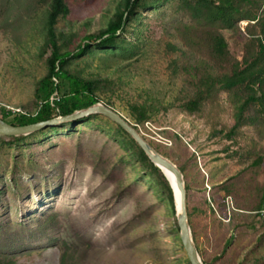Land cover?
<instances>
[{"label":"rangeland","instance_id":"1","mask_svg":"<svg viewBox=\"0 0 264 264\" xmlns=\"http://www.w3.org/2000/svg\"><path fill=\"white\" fill-rule=\"evenodd\" d=\"M118 1L66 0L70 13L56 25L72 33L63 48L72 51L83 34L98 32ZM175 4L142 11L128 28L129 40L135 31L146 35V50L155 51L151 61H130L125 70L107 68L101 55L73 60L69 68L110 79L113 85H103L99 97L109 99V107L129 122V104L158 106L153 119L137 130L183 174L188 220L202 262L264 264V218L251 216L264 191V111L249 102L243 124L228 137L235 104L250 95L246 85L215 91L198 112L179 105L184 100L179 89L188 79L184 70L174 76L168 69L175 54H167V41L189 19ZM45 10V0H0V109L35 110L34 88L49 56L42 49ZM257 15L264 27V0ZM248 23L240 20L236 28L222 30L239 62L250 31L260 35V25ZM180 46V66L196 64L199 52ZM160 101L172 105L165 108ZM31 133L0 141V254L13 264H61L66 242L80 250L92 246L69 264H188L159 173L137 158L114 122L91 114ZM258 156L260 165H253Z\"/></svg>","mask_w":264,"mask_h":264},{"label":"trees","instance_id":"2","mask_svg":"<svg viewBox=\"0 0 264 264\" xmlns=\"http://www.w3.org/2000/svg\"><path fill=\"white\" fill-rule=\"evenodd\" d=\"M45 1L42 49L43 51L49 50V56L46 58V72L37 80L34 88L35 110L33 112L13 113L6 110L4 106L1 107L0 118L13 125H26L59 115L70 114L75 110L86 108L97 102L111 106L110 100L107 98H105L106 100L101 99L98 93L103 85H113L110 79H99L96 76H86L81 72L71 71L69 68L70 63L83 57L103 55L101 59L107 68L114 66L125 70V67L130 66V61L131 63L139 60L142 62L151 61L155 51L152 49L146 50V35L141 36L138 31L132 32L134 37V41H132L127 39L126 33H128V28L139 22L142 11L161 9L164 2L172 0H119L106 24L98 32L83 34L72 51L63 48V45H67L68 39L72 38V33L68 35L58 30L56 26L60 19L67 18L70 13L66 0ZM175 1L177 9L183 13L184 17L189 19L187 23H179L175 29L176 34L171 35L170 42L167 41V47H169L167 54L169 56L172 53L175 54L174 57H170L168 69L172 71L174 76L178 75L182 69L186 72L184 74L187 75L188 79V86H182L179 89L184 95L183 103L179 105L190 113L198 112L201 110L203 102L210 98L215 91H229L234 87L246 85L250 95L245 100L238 101L235 104L234 123L226 134L231 137L235 129L243 124L244 114L249 102L256 101L260 107L259 110L264 111V27L261 18L257 15L263 0ZM240 20L249 21L247 24L249 26L260 25V35H255L258 33L250 31L249 34L252 37L245 43L246 55L239 62V60L231 57L222 30L236 28ZM135 29L137 30L139 27L137 26ZM181 44L183 47L199 52L200 56L197 58L196 64H190L189 67L180 66L179 56L176 53L183 50ZM241 64L244 65L241 66ZM214 68L221 69L222 72L216 73ZM126 75L128 76V74ZM256 83H258L257 91L254 88ZM159 103L165 108L172 105L168 101L166 103L160 101ZM129 109L130 112L126 114H128L130 122H133L132 124L137 129V125L153 119L158 106L147 102H137L129 104ZM9 114H13L11 120L6 119ZM116 126L119 132L125 135L138 151L137 158L159 173L162 185L167 192L169 204L175 213L172 190L163 172L149 160L144 151L125 130L117 124ZM32 135V133H29L12 137L16 141L26 139ZM4 138V136H0V141H4ZM261 161L262 157L258 156L253 165H260ZM185 188L187 200L189 190L187 184H185ZM223 190H225V187ZM262 207H264V191L261 193L259 203L253 206L254 214L252 213L251 216L256 215L258 219L264 218L263 214L260 215L263 211ZM188 217L191 219L189 210ZM89 247L92 246L80 250V247L62 242L61 264H69L70 259L73 257H82V252L86 253ZM197 249L201 256L199 247ZM105 250L102 249V251ZM187 262L190 264L189 260ZM0 264H13V259L9 255L0 254ZM203 264L207 263L203 261Z\"/></svg>","mask_w":264,"mask_h":264},{"label":"water","instance_id":"3","mask_svg":"<svg viewBox=\"0 0 264 264\" xmlns=\"http://www.w3.org/2000/svg\"><path fill=\"white\" fill-rule=\"evenodd\" d=\"M91 114H102L103 116L119 125L134 139V141L144 151L146 156L154 165H156L159 169L164 168L174 175L175 188L179 193L180 200V208L179 210H175L177 226L179 228V238L190 264H203L197 246L194 242L188 220L186 188L181 170L170 159L163 156L156 149H154L144 139V137L139 133L134 125L116 110L103 103L97 102L86 108L75 110L70 114L59 115L48 120H43L26 125H13L0 118V136L25 135L31 132L45 129L47 127L55 126L59 123L87 117ZM170 187L172 190V194L174 195V190L171 185Z\"/></svg>","mask_w":264,"mask_h":264},{"label":"bare ground","instance_id":"4","mask_svg":"<svg viewBox=\"0 0 264 264\" xmlns=\"http://www.w3.org/2000/svg\"><path fill=\"white\" fill-rule=\"evenodd\" d=\"M160 170L163 172L164 176L166 177V179L168 180V182L170 183V185L172 186V188L174 190V192H173L174 193V195H173L174 206H175V210H179L180 200H179V193L175 188L174 175L170 171H168L164 168H161Z\"/></svg>","mask_w":264,"mask_h":264},{"label":"built area","instance_id":"5","mask_svg":"<svg viewBox=\"0 0 264 264\" xmlns=\"http://www.w3.org/2000/svg\"><path fill=\"white\" fill-rule=\"evenodd\" d=\"M264 213V212H263Z\"/></svg>","mask_w":264,"mask_h":264}]
</instances>
